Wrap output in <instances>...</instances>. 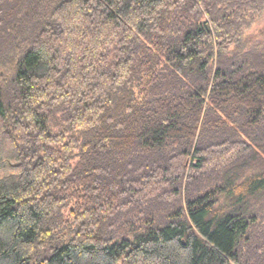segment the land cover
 <instances>
[{
  "label": "trees",
  "instance_id": "16d2710c",
  "mask_svg": "<svg viewBox=\"0 0 264 264\" xmlns=\"http://www.w3.org/2000/svg\"><path fill=\"white\" fill-rule=\"evenodd\" d=\"M264 0H0V264H264Z\"/></svg>",
  "mask_w": 264,
  "mask_h": 264
},
{
  "label": "rangeland",
  "instance_id": "374dc122",
  "mask_svg": "<svg viewBox=\"0 0 264 264\" xmlns=\"http://www.w3.org/2000/svg\"><path fill=\"white\" fill-rule=\"evenodd\" d=\"M245 37L246 47H254L257 50L256 52L264 53V13L247 32Z\"/></svg>",
  "mask_w": 264,
  "mask_h": 264
}]
</instances>
